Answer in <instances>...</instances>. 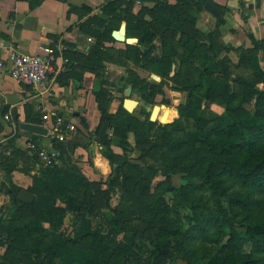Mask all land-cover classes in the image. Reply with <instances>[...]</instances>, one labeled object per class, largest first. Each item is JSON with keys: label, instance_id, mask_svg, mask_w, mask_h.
I'll return each instance as SVG.
<instances>
[{"label": "trees", "instance_id": "obj_1", "mask_svg": "<svg viewBox=\"0 0 264 264\" xmlns=\"http://www.w3.org/2000/svg\"><path fill=\"white\" fill-rule=\"evenodd\" d=\"M27 1L30 8L34 9L41 0ZM206 3L214 5L219 15L215 16L214 29L201 34L196 28L195 14L205 11ZM239 4L242 5V0H239ZM135 6L138 7L136 12ZM92 12L93 10L85 4L79 6L69 4L67 14L77 15L81 21L80 30L95 38V44L86 59L88 69L97 77L102 76L105 69L103 61L107 56H111V53L114 54L111 57L124 66L132 64L143 70L149 69L151 74L160 77L159 84L140 78L137 73L129 70L124 87L130 86L133 92L139 94L141 100L150 105L157 95L164 96V81H167V85L174 81L182 67L188 66L197 72L195 80H190L189 75L183 78L182 90L187 95L185 103L177 108L179 118L172 124L163 126H176L179 131H184L182 118H191L195 130L186 133L185 138L179 140H169L159 135L161 144L169 153L174 154L179 163L186 162L190 163L191 167L196 166L195 173L200 185L195 184V190L206 187L216 197L215 207L203 203L202 195L195 198L194 202H197V208L200 210L191 230L187 232L188 249L192 253L200 249L191 248L197 242L205 243V239H214L209 244L212 245L211 251L204 253L205 264H264V92H257L255 89L257 83L264 82V70L259 67L261 60L258 59V54L261 53L264 60V39L257 41L253 36H249L251 47L238 49L237 64L250 66L254 73L255 79L250 81V89L242 87L241 91L245 96L252 93L256 95L255 114L234 117L230 122L206 131L200 106L197 104L200 88H206L204 97H212L226 108L233 107L232 96L224 94L226 82L230 80L226 71L228 62L218 58L214 49L220 47L221 50H225L219 27L223 23L221 16L226 9L212 0H175L174 4L168 0H112L101 6L97 14L90 16ZM122 21L126 23L127 36L137 38L138 43L135 46L126 45L124 50L110 52L104 47V43L112 41L111 33L119 29ZM52 49L54 55H57L56 47ZM64 56L66 57V52ZM221 62L225 66L221 78L209 79L212 72H221L217 68ZM176 63L180 68L178 72L172 69ZM98 84L95 101L100 120L92 137L99 140L97 144L100 148L99 153L110 165L108 189L122 183L124 190L131 192L136 186L132 173L125 170L131 147L128 134H134L137 146L143 138H152L151 131L156 123L151 122L149 117L143 120L134 118L123 109L122 103L116 113L111 114L109 93L102 88L106 86V82L100 80ZM164 104L168 106L167 102ZM25 112L26 122L42 124L39 118H30L29 106L25 107ZM53 142L58 143L57 153L61 156L65 150L64 145L61 146L62 142L56 138ZM31 143L37 149L41 148L35 141ZM113 146L120 148L122 154L116 155L112 151ZM198 146L201 147V154L196 158L193 154ZM34 157L37 158L35 153ZM53 165L41 164L38 173L31 177L32 183L26 191L35 197L32 204H24L17 200L22 188L14 185L8 174L5 176L7 185L3 187L2 193L9 197L11 205L18 213L14 217L17 221L7 227V233L21 232L31 242L32 250L41 253L47 259L46 264H94L97 261V250L105 252L110 248L109 244L119 250L122 264L131 256L144 264H162L171 259L168 245H172V241L168 237L173 234L172 228L160 225L156 221L149 225L145 224L144 229L125 226L115 210L110 209L108 205V189L101 193L105 207L109 209L107 213H102L104 222L111 231L122 234L128 240L127 243L120 244L115 240H108L98 229L92 230L81 204L74 199L68 197L63 208L55 207L57 198L64 196L69 187H75L76 183L68 185L69 181L75 180L83 185H91V182L81 175V178L61 176L60 168ZM148 170L154 173L158 171L151 167H148ZM195 173L192 174L193 177L196 176ZM158 206L159 203L155 200L149 201V208ZM24 209L35 217L50 221L54 230L52 237L54 247H42L47 230L41 222L20 223L18 219L21 218ZM67 211L74 214L75 220L88 224L80 229L81 236L78 238L70 239L58 232ZM3 217L0 219L1 224L8 218ZM235 221L242 227V232L233 231L225 235L226 228L232 226ZM151 226L156 228L154 237L146 235V230H150ZM85 237L97 241L90 251H81L74 247L80 238ZM100 238L102 239L99 240ZM64 243L70 245L66 246Z\"/></svg>", "mask_w": 264, "mask_h": 264}, {"label": "rangeland", "instance_id": "obj_2", "mask_svg": "<svg viewBox=\"0 0 264 264\" xmlns=\"http://www.w3.org/2000/svg\"><path fill=\"white\" fill-rule=\"evenodd\" d=\"M214 49L218 58L224 53L220 47ZM238 54V49L236 48L233 50V53L230 54L231 57L225 55L220 58L221 60L225 59L226 61L224 62H228L226 65L228 69L226 68V71L230 80L226 82L224 94L227 93V95L232 96L233 107L226 108L212 97H204L205 87L200 88L198 91L197 96L199 99L197 104L200 106V114L204 119V128L206 131H209L214 126L226 124L234 117L251 116L255 114L254 103L256 95L252 93L245 96L241 91L242 87L250 89L249 83L251 80L255 79L254 73L250 66H239L237 64ZM258 59L259 61L261 60L259 62V67L264 70V60L262 59L261 53L258 54ZM223 65V62L219 63L217 68H219L221 72H212L209 79L215 80L221 78L222 72L225 71V66ZM187 68L188 66H184L181 68V72H178L180 68H178L176 63L172 69L173 71H177L178 75L175 80L169 82L168 85L167 81H164V96H156L154 102L149 105V111L146 112L144 109L140 110L139 108H135L132 113L134 118L143 120L150 116V111L153 107L158 106L160 108L159 115L155 121L156 125L151 131V139L143 138V141L136 146L134 134H128V141L131 147L127 155L125 170L128 173H132L133 179H135L136 188L133 191H125L123 188L124 184L122 183L116 184L113 189H108V176L111 173L109 163L107 162L108 168L102 166L100 162H97L95 165L94 155L89 152L86 161L82 162V168H78L74 165L75 161L67 155V150H63L62 154H64L65 158H62L59 170L61 176L69 175L78 178L81 175L91 182V185H83L81 182L75 180L69 181L68 185L76 183L75 187H69L64 196L58 197L55 207L63 208L65 206L64 202L68 197L74 199L81 204L82 211L86 216V220L89 222L90 228L92 230L98 229L108 240H115L120 244L128 242L122 234L111 231L104 222L102 213H107L109 209H106L105 201L103 200V196L101 197V193L107 189L109 190L108 205L110 209L115 210L119 220L125 226L144 229L145 224L149 225L153 221H156L160 225L172 228L173 234L168 237V239L172 241V245H168L171 259L162 264H205L206 257L204 253L205 251H211L210 248H212V245L209 244L214 240L205 239V243L197 242L191 248L200 249L192 253L190 249H188L187 232L191 230L193 221L198 216L200 210L197 208V202H194L195 198L202 195L203 203H208L210 206L215 207L214 200L216 197L206 187H200L195 190V184L200 185L197 174L195 173L197 171L196 166L191 167L190 163L187 164L186 162L179 163L173 156L174 154L169 153L161 144V140H159L160 134L169 140L184 139L186 133L195 130L191 118H182L184 131H179L176 126L163 127L172 124L179 118L177 108L185 103L187 95L186 92L182 90L184 84L183 78L189 75L190 80H195L197 77L195 69ZM140 73L149 80L152 79L151 76H155L157 79L152 80V82H156L157 84L161 81L160 77L151 74L149 69ZM172 75L173 72L171 73V76ZM255 89L257 92H264V82L257 83ZM119 90H121V95L119 94L117 98H125L123 89L119 88ZM135 93L136 94L131 93L130 98L131 100L134 98V100L139 101V94L137 92ZM164 102L168 103L169 108L164 106ZM89 143L92 144L93 140L90 139ZM112 151L116 155L122 154V150L115 146L112 147ZM200 154L201 147L198 146L193 157L198 158ZM79 158L81 160L82 156H78L76 161H78L77 159ZM99 158H103L101 154ZM55 163L56 161L53 166L57 167ZM148 167L158 171L155 173L150 172ZM193 173L196 174L195 177H193ZM151 200L158 202L159 206L156 208H149V201ZM14 209L10 201H6V203L0 207V219L2 216H4V219L8 217L7 220H3L2 224L0 223V264H46L47 259L44 258L41 253H36L32 250L31 242L25 238L21 232H6L7 227L14 225L17 221L14 217L18 215V213ZM204 215L206 216V213H204ZM20 216L21 218L18 219L20 223L41 222V225L47 230L42 247H54L52 242L54 230L50 225V221L35 217L26 209H24V212H22ZM223 223L226 224V222ZM87 225L88 224H85L84 221L75 220L74 214L67 211L62 225L58 228V232H61L70 239L78 238L81 236L80 229L85 228ZM149 228L150 230H146V235L154 237L156 228L152 226ZM211 231L214 232L213 229H211ZM233 231L242 232V227L237 221L233 222L232 226H228L224 232L225 235H227L229 232ZM101 239L102 238L99 240ZM64 244L66 246L70 245L69 243ZM96 244L97 241H94L91 237H85L80 238L74 247L81 251H90ZM109 247L110 248L105 252L97 250V261L94 264H122V257L119 250L114 248L112 244H109ZM124 264L144 263L131 256Z\"/></svg>", "mask_w": 264, "mask_h": 264}, {"label": "crops", "instance_id": "obj_3", "mask_svg": "<svg viewBox=\"0 0 264 264\" xmlns=\"http://www.w3.org/2000/svg\"><path fill=\"white\" fill-rule=\"evenodd\" d=\"M109 1L112 0H41L37 7L31 9L27 0H0V63H2L0 67V207L9 201V197L2 193L3 187L7 185L5 181L7 174L14 185L26 191L32 183L31 177L38 173L42 163L29 149L28 144L31 141H35L42 148L55 151L59 149L58 143L53 142L55 137L53 122L56 117H62L73 127L72 131L65 134V140L60 144L64 145L67 155L75 161L74 165L82 168V162L86 161L89 152L94 155L95 165L100 162L102 166L108 168L107 161L99 158L100 148L97 145L99 140L92 137L100 120L95 101L98 83L100 80L106 82V86L102 88L109 93L111 100L109 112L115 114L124 99H131L127 93V89L131 87H124L127 72L132 70L140 78H147L140 73L144 72L143 69L132 64L122 65L111 57L114 55L112 53L103 61L105 69L102 76L97 77L92 73L87 67L86 57L95 44V38L80 30L81 21L77 15L68 16L67 11L69 4L76 6L85 4L93 10L91 16L97 14L99 8ZM168 2L173 4L174 0ZM212 2L226 9L221 16L223 23L219 27L225 50L219 58L225 55L229 57L236 48L251 47L249 36H253L257 41L264 39V0H242V5L239 4V0H212ZM137 9L138 7L135 6L134 11L136 12ZM195 17L196 28L201 34L214 29L215 15L208 10L195 14ZM122 25L125 26V41L119 43L111 37L112 41L104 43V47L110 52L124 50L126 45L135 46L138 43L137 38L127 36L125 22L120 23L119 29ZM42 47H59V50L56 49L57 55H54L52 63L54 72L49 75L46 86L34 88L16 83L8 72L11 67L9 62L11 52L16 50L22 53H35ZM119 88L123 89L125 98H117L119 94L121 95ZM131 93L136 94L132 89ZM140 101L143 100L139 98L138 102ZM26 106H29L30 118H39L41 125L47 130L46 136L30 134L14 127L13 112L16 113L19 123H28ZM137 108L147 112L144 107ZM44 114L48 116L46 122L41 119ZM6 116L10 120L6 121ZM90 139L93 140L92 144L89 143ZM78 156L82 158L76 161ZM62 158H65L64 154L59 156L58 153L55 163L58 168Z\"/></svg>", "mask_w": 264, "mask_h": 264}, {"label": "built area", "instance_id": "obj_4", "mask_svg": "<svg viewBox=\"0 0 264 264\" xmlns=\"http://www.w3.org/2000/svg\"><path fill=\"white\" fill-rule=\"evenodd\" d=\"M91 41V39H88ZM56 49L59 50V47ZM61 50V49H60ZM54 53L52 47H42L35 53H22L13 50L9 55L11 64L8 70L10 77L18 84L34 88H44L47 84L48 77L53 73ZM2 67V63H0ZM152 81V79H151ZM42 121L46 122L48 116L44 114L41 117ZM5 120H10L8 116ZM54 133L59 142L65 140V134L72 131L73 127L66 122L62 117L54 118ZM29 149L36 154L38 160L44 166H52L57 159L58 153L55 150L46 148L37 149L31 142L28 144Z\"/></svg>", "mask_w": 264, "mask_h": 264}, {"label": "water", "instance_id": "obj_5", "mask_svg": "<svg viewBox=\"0 0 264 264\" xmlns=\"http://www.w3.org/2000/svg\"><path fill=\"white\" fill-rule=\"evenodd\" d=\"M205 9L208 10L210 13L214 14L215 16H218V11L217 9L210 3L205 4ZM111 37L113 40L119 43H123L125 41V26L122 25L119 30L112 31ZM152 80L157 79L155 76H151ZM131 88L127 89L128 95H130ZM123 109L132 114L134 109L137 107H144L147 111H149V106L144 102V101H134L131 99H124L123 104H122ZM158 108L157 106L153 107L152 110L150 111V116L149 120L151 122H155L156 119H154V111L155 109ZM13 124L16 129H19L23 132H27L30 134L34 135H39V136H46L47 135V130L42 126V125H34V124H28V123H19L17 121V115L15 112H13ZM95 141H98L95 139ZM17 200L24 203V204H32L34 200V196L30 194L27 191H20L17 195Z\"/></svg>", "mask_w": 264, "mask_h": 264}, {"label": "bare ground", "instance_id": "obj_6", "mask_svg": "<svg viewBox=\"0 0 264 264\" xmlns=\"http://www.w3.org/2000/svg\"><path fill=\"white\" fill-rule=\"evenodd\" d=\"M158 107V106H157ZM159 111H160V108L158 107V108H156L155 109V111H154V119H156L157 120V117H158V115H159Z\"/></svg>", "mask_w": 264, "mask_h": 264}]
</instances>
